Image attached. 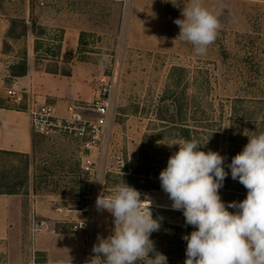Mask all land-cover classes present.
<instances>
[{"label": "rangeland", "instance_id": "rangeland-1", "mask_svg": "<svg viewBox=\"0 0 264 264\" xmlns=\"http://www.w3.org/2000/svg\"><path fill=\"white\" fill-rule=\"evenodd\" d=\"M171 2L124 0L117 6V3L103 5L91 0H0V104L25 108L23 103L13 101L15 98L10 91H19L12 87L15 76L11 69L25 56L28 58L29 47L35 45L37 35L42 36L44 45L32 55L36 68L63 74L70 71L75 62L93 64L91 73L84 72L78 77L81 85L64 77L45 81V93L51 86L62 90L61 100L45 96V101L59 114H67L69 105L77 106L80 113L90 106L100 79L117 58L121 81L110 148L102 160L105 165L101 172L102 196L110 195L121 179L130 186L139 184L128 177L140 164L145 149L149 153V164L155 168L159 163L167 165L169 157L179 150V145L170 147L168 144L180 141L179 128L187 125L192 131H198L208 151L225 157L228 176L220 196L227 206L229 202L244 200L247 195V189L231 178L227 151L231 145L243 142L245 145L250 136L264 132V0H201L218 15L221 24L215 42L205 55L195 54L193 46L178 37L180 28L174 23L176 19H183L182 10L191 0ZM28 9L30 14L26 17ZM13 18H25L26 28L23 23H17L15 30L10 31ZM32 21L37 22L35 31ZM72 22L84 29L80 46L75 54L61 58V51L60 56H56L57 46L61 36L64 40L63 27ZM39 25L45 28L44 33ZM68 93L77 95L76 99H68ZM32 97L33 94H27V101H33ZM178 97L184 105L183 122L172 125L160 121L159 110L163 108L168 112ZM236 107L238 112H235ZM241 128L245 131L244 140ZM163 129L170 131L163 133ZM34 135L37 143L30 156L4 154L2 170L9 173L14 182H24L19 194L29 209L35 208V204L41 206L37 202L41 199L45 210L87 211L82 220L88 222L86 229H75L73 223L69 225L70 232L75 234L70 237L79 236L81 241V262L90 264L96 255L92 248L98 243V235L107 238L112 234L114 218L106 210L98 211L96 200L84 196L90 192V177L80 166L79 141L59 134ZM160 172L152 170L149 188H135L140 191L142 200L145 196L151 200L152 214L156 213V206L171 208L172 203L161 188ZM156 214L161 218V228L150 237L156 250L167 256L168 264H184L186 251L181 241L192 226L185 224L184 216ZM26 221L19 218L18 228L24 229L25 235L17 238L18 243L11 244L13 255H27L33 244L37 250L45 244L57 248L54 238L48 235L45 239L39 230L34 232L33 238L28 236ZM41 251L39 256H44Z\"/></svg>", "mask_w": 264, "mask_h": 264}, {"label": "clouds", "instance_id": "clouds-1", "mask_svg": "<svg viewBox=\"0 0 264 264\" xmlns=\"http://www.w3.org/2000/svg\"><path fill=\"white\" fill-rule=\"evenodd\" d=\"M182 16L174 21L180 28L178 37L191 44L195 54L205 55L221 28L218 15L201 0H191ZM168 145H179V150L160 172V185L172 210L182 211L185 224L194 228L182 237L187 241L184 264H264V132L250 136L228 164L231 178L247 189V195L227 206L220 196L228 176L225 157L203 151L204 145L194 138ZM95 203L98 211L111 213L114 229L107 238L98 235L90 264H100L101 258L103 264H168L150 238L160 230L161 218H153L147 196L142 200L140 191L121 179L110 195H99Z\"/></svg>", "mask_w": 264, "mask_h": 264}, {"label": "crops", "instance_id": "crops-1", "mask_svg": "<svg viewBox=\"0 0 264 264\" xmlns=\"http://www.w3.org/2000/svg\"><path fill=\"white\" fill-rule=\"evenodd\" d=\"M91 1L100 2L103 5L117 3V6H120L124 0ZM29 14L30 10L28 9L26 10V17H29ZM63 28L65 30L61 58L65 54H75L77 52L84 30L76 22L67 23ZM30 48L31 51L29 50L27 58V75L14 77L12 87L16 88L25 97L27 94L29 96L33 94V101L25 100L22 102L25 105L24 109L0 104V150L3 151L23 154L33 152L34 132L31 125V116L26 108L28 105H38L45 102V96L57 100L62 99V90L55 86H51L48 93H45V81H56L57 78L64 77L72 83L81 85L82 80L78 77L84 72L86 74L91 73L93 69L92 63L85 62L73 63L69 75L38 69L34 66L32 59V55L35 54V45L33 44ZM76 89L79 90L78 87ZM76 96L74 93L67 94V98H70V100H75ZM69 106L66 107V112ZM37 202L41 206L35 204V208L29 209L21 194H0V264H80L83 259L81 241L79 236L70 237L72 227L69 223L78 224L83 220L87 211L84 209H67L64 211L62 209L60 212H55L50 209L45 210L41 199H38ZM45 203H48V201H45ZM19 218L27 220L25 227L28 236L33 238V235L38 233L39 230L42 236L45 235V239L48 235L54 238L53 240L58 243L57 248H50L45 244V247L42 246L43 248L40 249L45 255L39 256L38 252L40 250H37L35 244H33V247H29L27 255L16 256L14 254V256L10 250L11 244L18 243L17 238L25 235V230L18 228Z\"/></svg>", "mask_w": 264, "mask_h": 264}, {"label": "built area", "instance_id": "built-area-1", "mask_svg": "<svg viewBox=\"0 0 264 264\" xmlns=\"http://www.w3.org/2000/svg\"><path fill=\"white\" fill-rule=\"evenodd\" d=\"M43 4V3H42ZM123 13V22L125 20ZM109 72L100 79L91 105L82 113L77 112V106L70 105L67 114H59L52 104L45 101L38 105H28L26 110L31 116L34 133L42 137L53 134L67 136L79 141L82 170L90 177V192L84 195L88 200H96L102 196L103 181L101 172L105 169L103 159L107 157L110 148L111 131L115 118L116 97L121 81V68L116 58ZM13 101L18 104L27 98L16 90L10 91ZM83 227H80L81 224ZM88 222L75 224V229H86ZM80 264H86L81 262Z\"/></svg>", "mask_w": 264, "mask_h": 264}, {"label": "trees", "instance_id": "trees-1", "mask_svg": "<svg viewBox=\"0 0 264 264\" xmlns=\"http://www.w3.org/2000/svg\"><path fill=\"white\" fill-rule=\"evenodd\" d=\"M17 23H23L25 28L27 26V21L25 18H23V19L13 18L12 22H11L10 31L15 30ZM32 23H33V27H34V31H35L36 26H37V22L32 21ZM39 26L42 29V32L44 33L45 28L42 25H39ZM24 34H26V32ZM41 40H43L42 36L37 35V38L35 41V52H38V50L41 47H43L44 42H42ZM62 40H63V36H61V38L59 40L60 43L57 46L58 47V53L56 56H60V51L62 48ZM11 70H12V76H15V77L27 75V72H28L27 56H25L21 62L14 64L12 66ZM48 72L58 73V71H56V70L48 71ZM63 74L69 75L70 71H65V72H63ZM180 100L181 99L179 97H178V99L173 100L174 102L172 103V109L169 108L168 112H166V113L164 112L163 108H161L159 110V115H160L159 120L164 121L166 123H170L172 125H175L177 123H182L183 122L184 105H183L182 101H180ZM22 109H24V108H22ZM236 109H237V107H236ZM240 111H241V109H240ZM235 112H238V109L235 110ZM195 113H196V111H195ZM235 118H236V115H235ZM240 119H242V118H240ZM245 120H248V119L246 118ZM164 128H168V126H165ZM163 130H165V131H163V133L170 131V129H168V130L163 129ZM179 130H180V133L178 135L179 138L184 139V140H190V139L194 138V139L199 141L201 146L204 145L202 148L203 151H205V152L208 151V146L206 145V141L205 142L202 141V138L199 136L198 131H196V130L192 131L190 129V127H188L187 125H181ZM241 130H240L241 139L244 140V136H246L245 131L242 128H241ZM194 132L196 134H194ZM233 140H234V138H233ZM36 143H37V140H36L35 135H34V137H33V151L36 147ZM245 145H244V142L231 145V148H229L227 151V158H228L229 164L231 163V159L236 154L242 152ZM4 154H6V155L7 154L23 155V156H27V157H29L30 154H23V153H16V152H11V151L0 150V194H18V193H20V191H19L20 186L23 185L24 182L23 181L22 182L21 181L20 182H14L11 179L10 174L6 173L4 170H2V167H1L2 161L1 160H2V155H4ZM80 166H81V163H80ZM166 166L167 165L164 163H159V165H156V168H155L154 165L149 164V153L147 152V149H145L141 155L140 164L132 171V173L128 177L131 181H133V180L139 181V184H134V185H132V187H134V188L139 187L141 189L142 188H144V189L149 188L150 186L148 185V183L150 182L149 180L151 177L150 174H151L152 170L159 169L160 171H162L163 169L166 168ZM229 171H230V169H229ZM82 172L85 173L83 170H82ZM85 174L87 175V173H85ZM233 190H236V189H233ZM153 218L155 219V218H160V217L156 213H154ZM193 230H194V228L190 227L188 229L187 234H190L191 231H193ZM181 242H184V248L186 251L187 241L182 240Z\"/></svg>", "mask_w": 264, "mask_h": 264}, {"label": "water", "instance_id": "water-1", "mask_svg": "<svg viewBox=\"0 0 264 264\" xmlns=\"http://www.w3.org/2000/svg\"><path fill=\"white\" fill-rule=\"evenodd\" d=\"M155 212L158 214L169 215V216H180V217L183 216L182 211L172 210V208H168L164 206H156Z\"/></svg>", "mask_w": 264, "mask_h": 264}]
</instances>
